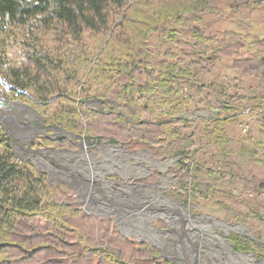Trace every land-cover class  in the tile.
<instances>
[{
    "label": "trees",
    "instance_id": "16d2710c",
    "mask_svg": "<svg viewBox=\"0 0 264 264\" xmlns=\"http://www.w3.org/2000/svg\"><path fill=\"white\" fill-rule=\"evenodd\" d=\"M0 80L48 126L174 159L168 193L214 201L264 263V0H0ZM74 196L0 126V264H177Z\"/></svg>",
    "mask_w": 264,
    "mask_h": 264
},
{
    "label": "rangeland",
    "instance_id": "374dc122",
    "mask_svg": "<svg viewBox=\"0 0 264 264\" xmlns=\"http://www.w3.org/2000/svg\"><path fill=\"white\" fill-rule=\"evenodd\" d=\"M11 89L0 80V126L14 154L45 173L50 184L74 191V203L96 219L92 222L112 223L124 238L151 244L163 260L177 264H264L253 254L234 250L230 235H248L249 228L226 219L214 201L190 205L168 193L180 189L169 174L174 159H156L147 150L131 152L116 143L92 142L48 126L35 107L11 99ZM89 104L100 106L93 100ZM199 116L213 114L196 111L185 117ZM219 185L225 191L237 189L225 181Z\"/></svg>",
    "mask_w": 264,
    "mask_h": 264
},
{
    "label": "built area",
    "instance_id": "2783aa9c",
    "mask_svg": "<svg viewBox=\"0 0 264 264\" xmlns=\"http://www.w3.org/2000/svg\"><path fill=\"white\" fill-rule=\"evenodd\" d=\"M246 130H247V127L243 129V132H246Z\"/></svg>",
    "mask_w": 264,
    "mask_h": 264
},
{
    "label": "flooded vegetation",
    "instance_id": "af4514ba",
    "mask_svg": "<svg viewBox=\"0 0 264 264\" xmlns=\"http://www.w3.org/2000/svg\"><path fill=\"white\" fill-rule=\"evenodd\" d=\"M13 145V144H12ZM138 241V240H137ZM139 242V241H138ZM140 243H143V242H140Z\"/></svg>",
    "mask_w": 264,
    "mask_h": 264
}]
</instances>
